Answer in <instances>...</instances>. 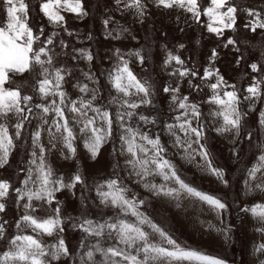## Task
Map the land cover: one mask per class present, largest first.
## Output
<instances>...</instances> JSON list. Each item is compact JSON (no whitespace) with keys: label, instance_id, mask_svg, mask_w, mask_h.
Instances as JSON below:
<instances>
[{"label":"snow or ice","instance_id":"snow-or-ice-1","mask_svg":"<svg viewBox=\"0 0 264 264\" xmlns=\"http://www.w3.org/2000/svg\"><path fill=\"white\" fill-rule=\"evenodd\" d=\"M154 2L166 9H184L198 22L201 14L207 16V30L217 35H222L224 29H234L237 23V8L229 0H210V6L203 8V11L200 0ZM3 3L6 7L4 24L0 25V168L9 162L17 141L22 140L26 125L32 123L33 117L38 120L34 130L30 132L31 153L28 167L24 170L25 178L21 181L23 187L13 188L9 180L0 179V213L5 212L6 200L13 191L16 193L17 203L24 201L23 214L15 225L17 234L8 236L5 227L7 221L0 222V241L4 242V250L0 251V264H53L62 257L70 256L69 248L60 235L64 232V221L60 215L59 203L53 210L54 216L32 213H47L45 205H52L55 193L75 188L77 184L84 183V178L78 172L71 175L67 182L63 175L57 176L47 161V153L58 150L61 155L66 152L67 157L75 158L76 143L81 140L90 158L94 160L101 148L112 139L114 124L120 130V155L127 154L126 166L131 169L132 174L139 177V182L146 190L155 196L176 201L177 207L182 198H192L207 204L218 214L226 210L227 205L220 198L198 189L183 178L180 169L167 157V148L159 134L150 135L142 130L139 123L133 126L134 119L145 125L156 124L155 117L138 112L141 107L152 105L154 89L148 80L133 72L129 60L124 58L119 49L116 50L117 63L108 73V82L116 93L108 101L109 105L115 106L113 113L109 107L97 103L100 88L90 87L89 83L77 81L74 86L81 95L75 99L70 98L63 88L65 77L70 73L66 68L55 67L53 57L49 54L48 45L53 44L57 33H52L41 41L44 30L40 28L34 33L29 24V5L25 0H3ZM115 4L122 5L124 10H133L138 16H143L147 7L144 0H115ZM40 11L49 23L56 26L65 24L62 11L77 16L87 15L83 0H44L40 4ZM248 15L256 19L249 21L245 27H250L253 32L257 28L264 29V19L260 18V13L249 10ZM111 19L109 17L104 20L105 27ZM38 42L42 46L34 47ZM235 43L232 38L227 41V45ZM61 45L67 47L63 41ZM75 51L81 58L89 62L93 60L88 50ZM129 55L137 57L141 64L144 63L140 51ZM216 55L214 49L210 59H214ZM75 58L74 56L73 59ZM173 61L182 67L170 75L178 73L182 78L197 75L194 70L183 67L184 61L179 56L169 52L165 64L169 65ZM250 67L253 72L264 70V67H258L256 63H252ZM26 72L36 78L34 90L41 102L35 103L34 107L39 112H34L31 106L34 100L32 95L22 94L19 86H6L13 82V76ZM83 75L93 85L98 84L94 74L86 72ZM213 77L215 82L207 84L211 95L204 103L216 106L209 110V116L216 124L215 131L221 135L234 132L239 136L246 115L240 110L241 97L235 85L227 84L218 69H205L201 79L211 81ZM253 81L246 89L248 95L243 99L264 100V79L257 80L253 77ZM163 91L171 95L175 107L170 110L177 113L172 122H165L163 125L173 145L183 153V159L195 163L202 171L227 184L224 170L214 164L207 147V125L202 120L201 105L191 102L187 95H181L179 84L164 87ZM259 123L264 125V112L259 114ZM157 177L161 182H156ZM245 185L249 191L264 192V153L247 170ZM95 191L99 204L115 209L117 214L102 221L83 215L80 222L74 225L85 234L81 247H84V240L88 237L96 238V242L88 246L81 257V264H97V254L101 257L99 264H225L217 256L179 243L166 229L140 210L146 201L135 194L130 196L129 189L119 177L98 182ZM242 211L250 213L258 221L256 231L264 236V203H254ZM26 228L31 229L32 234L25 233ZM54 235L58 237L55 243L44 242L43 236ZM104 239L114 243L104 247L101 243ZM255 251L264 254V242L257 244ZM260 264H264V260Z\"/></svg>","mask_w":264,"mask_h":264},{"label":"rangeland","instance_id":"rangeland-1","mask_svg":"<svg viewBox=\"0 0 264 264\" xmlns=\"http://www.w3.org/2000/svg\"><path fill=\"white\" fill-rule=\"evenodd\" d=\"M42 2L44 0H25L29 5V24L33 27L34 33L43 28L41 41L52 33H57L53 38V44L48 45L49 54L53 57L55 67L66 68L70 73L66 75L63 85L70 98L75 99L81 95L74 86L79 81L89 83L90 87L100 88V98L97 103L115 107L108 104L110 98L116 95L108 82V73L117 63L116 50L119 49L124 58L129 60L133 72L138 77L148 80L154 89L152 105L143 109L141 107L138 112L155 117L156 124L145 125L134 119L133 126L139 123L143 131L155 135V129L161 124L163 114L171 117L170 108L175 107L171 95L165 93L163 88L175 87L179 84L181 95H187L191 102L201 105L202 120L207 125L208 150L212 154L214 164L224 170V178L227 181L225 184L215 176L202 171L195 163H189L182 158L183 153L172 145L174 151L171 152L176 153L182 165L175 160L172 161L180 169L183 178L198 189L217 196L227 205L226 210L218 214L208 205L205 209L200 202L199 206L200 204L203 206L199 208L192 205L199 210L191 209L192 218L185 220L176 212L169 214L168 209L172 208L171 204H176V201L162 200L134 179V174L125 164L127 157L122 161L123 166L120 164L118 151L116 152L114 148L113 136L108 144L101 148L100 154L94 160L88 157L81 140L76 143L75 158L67 157L66 152L61 155L57 150L49 151L47 161L57 176L63 175L67 182L71 175L78 172L84 178V183L77 184L75 188L55 193V201L52 205L50 207L45 205L48 208L47 213L44 211L32 213L39 216H54L53 210L57 207V202L59 203L60 215L64 221V232L60 235L69 248L70 256L62 257L53 264H81V257L88 246L96 242V238L88 237L84 240V247H81L85 234L74 225L80 222L83 215L102 221L117 214L115 209L99 204L95 191L98 182L115 177H119L127 186L130 196L135 194L139 199L146 201L140 210L166 229L182 245L217 256L224 260L225 264H260L264 260V254L257 253L255 248L257 244L264 242V236L256 231L259 226L258 221L242 209L254 203H264V192L249 191L248 186L245 185L247 170L256 162L258 156L264 153V125L259 123V114L264 112V100H244L243 97L248 95L246 89L254 82L253 77L257 80L264 79V70L253 72L250 67L252 63L264 67V29L257 28L253 32L250 27H245L249 21L256 19L248 15L249 10L260 13V18L264 19V0H229V3L237 8L235 13L237 23L234 29H224L222 35L207 30L209 22L207 16L202 17L201 14L198 22L184 9L177 7L166 9L157 6L154 0H144L147 7L143 16H138L133 10H124L122 5L115 4V0H83L87 15L77 16L62 11L61 14L65 17L64 26L49 23L40 11ZM200 6L203 11V8L210 6V0H200ZM5 7L3 0H0V25L4 24ZM109 17L112 19L105 27L103 22ZM229 38L234 39L236 43L227 45ZM61 41L67 47L62 46ZM40 46L42 45L39 42L34 45L36 48ZM78 49L88 50L93 60L89 62L81 58L75 51ZM214 49L217 55L214 59H210ZM135 51L141 52L144 57L143 64L137 57L129 55ZM169 52L179 56L184 61L183 67L194 70L197 75L183 78L178 73L170 75L182 66L175 61L169 65L165 64ZM207 68L218 69L227 84L235 85L241 97L240 110L246 115L239 136L234 132L221 135L215 131L216 124L209 116V110L216 106L204 103L211 95L207 84L215 82V77L211 81L201 79ZM86 72L94 74L98 84L93 85L87 81L83 75ZM12 81L6 86L9 88L19 86L22 94L32 95L34 100L31 106L34 112H39L40 110L34 107L35 103L41 102L34 90L36 88L34 75L26 72L13 76ZM197 85L200 87H195ZM37 120V117H33L32 123L26 125L22 140L17 141L9 162L0 168V179L9 180L13 188L23 187L21 181L25 178L24 170L28 167L31 153L30 132L34 130ZM46 140L45 134L44 141ZM15 198L16 193L13 191L6 200L5 212L0 213V222L7 221L5 227L8 236L18 233L15 227L16 221L23 214L24 201L17 203ZM24 231L32 234L31 229L26 228ZM57 239L56 235L43 236L44 242L49 244L55 243ZM101 243L107 247L114 241L104 239ZM3 250L4 242L0 241V251ZM100 260L101 257L97 254V264Z\"/></svg>","mask_w":264,"mask_h":264},{"label":"crops","instance_id":"crops-1","mask_svg":"<svg viewBox=\"0 0 264 264\" xmlns=\"http://www.w3.org/2000/svg\"><path fill=\"white\" fill-rule=\"evenodd\" d=\"M202 17H205L204 15ZM208 19V18H207ZM113 113L115 112V107H109ZM145 108V107H144ZM143 109V107H142ZM171 117H169V115L166 116V114L164 113L163 114V117H162V120L160 121L161 124L155 129V134H159L161 136V140H162V143L164 144V146L167 148V157L171 160H175L176 162H178L179 164H181L180 160L176 157V153L174 152H171V151H174V148L172 147L173 143H172V140L169 138V135L167 133L166 130H164V123L165 122H172V119L173 117L175 116V112L174 111H171ZM170 114V113H169ZM133 122V121H132ZM133 124V123H132ZM143 130V129H142ZM119 135H120V130L118 128V126H116L114 124V127H113V141H115L114 145H115V149H116V152H117V155H118V158L120 159V164L122 165L123 164V159L127 157V154L123 155V157L120 155V142H119ZM115 136V137H114ZM109 142V141H108ZM108 143H106L105 145H107ZM104 145V146H105ZM113 145V146H114ZM105 149V147H104ZM178 150V149H177ZM58 151V150H57ZM101 151V150H100ZM181 152V151H180ZM121 156V157H120ZM88 157H90V154L88 153ZM96 159V158H95ZM122 159V160H121ZM182 165V164H181ZM123 166V165H122ZM134 179L138 180L139 181V177L135 176L134 175ZM151 179V178H150ZM156 182L159 183L161 182L159 177L156 178ZM159 198H161L162 200H165V201H168L167 197H162V196H159ZM192 198H182L181 201H180V206L177 207V202L176 204H171L173 207L172 208H169V214H171L172 212H176L177 215H179L180 217L184 218L185 220L187 218H192L191 214L190 213H193V210L191 211V209H194L195 207H193L192 205L194 206H199V203L200 201L198 200H195L193 199L194 201L191 200ZM203 205L200 204L199 208H201L202 206L207 209V204L205 203H202ZM186 206H188V208H186ZM196 209V208H195ZM196 210H199V209H196ZM198 213V212H197ZM190 214V215H189ZM194 214H195V211H194ZM168 227V226H167ZM158 239V238H157Z\"/></svg>","mask_w":264,"mask_h":264}]
</instances>
